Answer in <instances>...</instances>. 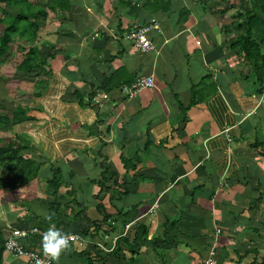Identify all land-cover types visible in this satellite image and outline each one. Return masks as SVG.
<instances>
[{
  "label": "crops",
  "instance_id": "0c3cea01",
  "mask_svg": "<svg viewBox=\"0 0 264 264\" xmlns=\"http://www.w3.org/2000/svg\"><path fill=\"white\" fill-rule=\"evenodd\" d=\"M68 1L37 33L51 80L34 99L41 109L29 122L33 148L44 151L46 130H55L54 147L72 141L74 153L60 159L36 156L59 164L65 198L88 215L93 205L74 192L93 194L97 186L83 184L111 176L113 199L100 201L108 213L131 209L133 220L124 227L110 221L109 233L104 223L93 235L64 230L77 238L55 262L98 260L93 246L105 256L140 224L147 241L133 251L136 264H264V0ZM151 20L154 50L122 38L124 28ZM247 34L255 44L250 58L238 42ZM141 76L151 77L150 87L133 96L121 91ZM135 156L125 169L120 157ZM21 216L11 228L26 227ZM9 229L3 226L5 236ZM25 245L43 252L41 239ZM2 256L3 264H27ZM129 257L121 245L104 264Z\"/></svg>",
  "mask_w": 264,
  "mask_h": 264
},
{
  "label": "trees",
  "instance_id": "16d2710c",
  "mask_svg": "<svg viewBox=\"0 0 264 264\" xmlns=\"http://www.w3.org/2000/svg\"><path fill=\"white\" fill-rule=\"evenodd\" d=\"M64 1H66L64 3ZM158 1V0H157ZM68 0H42L40 4L38 1L32 3L29 0H0V24L2 30L0 32V63L5 62L8 59V48L12 45L15 38L14 35L18 36L27 44L23 45V55L21 59L15 64L14 69L22 74H33L35 72L36 65L38 68H42L43 60L38 62L37 53L38 49L34 45V38H37V33L42 26L44 19H47L50 13H54L57 9L63 8ZM166 10L169 6L167 1H164ZM16 8V13L11 14L8 12V8ZM67 7V6H66ZM66 9V8H65ZM250 35H244L238 39L239 46L244 54L250 58L252 52H254L255 44L249 39ZM36 59V60H35ZM44 70V67H43ZM45 73L49 75L50 70L45 69ZM35 75V74H33ZM38 80V79H37ZM41 82L45 78L39 79ZM35 96H39L40 92H35ZM193 102V101H191ZM40 111L38 108L30 109L28 107L16 104L11 111V114L5 115L0 114V130L10 131L12 130L13 123H27L36 119V113ZM3 139V137H1ZM30 148L33 146L30 144L29 139L23 138L22 136L16 135L9 140L0 143V170H4V175H0V191H9L16 188L19 185H26L33 182L35 179H43L46 184V190L50 193L51 199L47 201V206L42 211H32V214H24L19 218V221H23L26 224L30 220H37L36 223L31 224L40 227L41 229L49 228L51 225L60 228L62 231L70 229L74 230L82 235H93L101 229V224L104 223L108 228L107 233L113 232V225L110 221L120 222V225H124L131 222V209L121 210L116 209L114 213H108L106 206L100 200L105 196L109 199V203L112 201V190L115 184L108 182L111 180V176L102 178L101 180L88 179L90 186L94 184L96 192L91 194L92 204L95 213L101 217L91 219L89 215H86V206L80 210L74 212L73 205L70 204L65 191H61L62 187L68 186V181L63 177L61 168L53 163H46L43 159L33 157L30 153ZM121 162L125 169H133L135 163L139 161V157H134V162L126 160L120 157ZM43 212L41 218L37 213ZM25 227V226H24ZM46 230V229H45ZM105 233V231H104ZM3 226L0 225V264H3V251L4 249V235ZM146 227L144 225H135L133 231L121 235L117 240L112 250L108 251L105 256L99 253L100 248L95 245L93 246V252L99 256L98 260H94L91 257L86 258V264H104L105 257L107 255H115L120 249L121 245L126 246L131 257L125 259L124 264H136L133 258V254L137 246L143 241H147L146 238ZM38 239H42L37 234H31L29 237L22 240V244L25 247L26 240H30L33 243L37 242ZM88 253V251H86ZM84 252V253H86ZM90 255V254H89Z\"/></svg>",
  "mask_w": 264,
  "mask_h": 264
},
{
  "label": "rangeland",
  "instance_id": "374dc122",
  "mask_svg": "<svg viewBox=\"0 0 264 264\" xmlns=\"http://www.w3.org/2000/svg\"><path fill=\"white\" fill-rule=\"evenodd\" d=\"M30 2L36 3L38 1V4L42 2V0H29ZM16 8H8V12L11 14L16 13ZM2 30V25L0 24V32ZM14 42L12 45L8 48V59L5 62L0 63V114L10 115L12 108L16 104H20L22 106L28 107L32 109L31 107L41 109V105L37 107L34 103L37 98L34 94L35 92H40V95L45 94V91L47 89L48 81L51 80V76L47 75L45 73V69L43 70V67L40 69L37 67L34 69L35 72L33 74H22L14 69L15 64L21 59L23 55V48L22 46L27 44L26 41L21 39L16 35H14ZM34 45L38 49V53L36 54L38 62L43 59V54L41 52L46 51L45 47H42L43 43L41 40H38V38H34ZM39 47H42V51L39 50ZM36 60V59H35ZM49 77V78H48ZM45 78L44 81L47 82H41L39 79ZM38 79V80H37ZM39 95V96H40ZM34 100V102H33ZM44 104V103H42ZM35 106V107H34ZM38 112V111H37ZM34 114V113H33ZM45 115V114H44ZM48 116V115H47ZM45 115V117H47ZM57 116V115H52ZM43 124V122H42ZM42 126V125H41ZM33 124L27 122V123H13L12 130L5 131L0 130V143H3L6 140H9L10 138H13V136L19 135L23 138H27L30 141V144L32 146H37V144L34 141V137L32 136L33 133ZM35 127V126H34ZM44 128H42L43 130ZM55 130H46L47 132V138L43 141L42 145H44V151L41 150L39 147V151L35 148H30V151L32 152V155L34 157L39 155H46V159H60L61 154L68 155L69 153H74L73 150H71V142H64L60 143L59 146H52V137L50 138V135ZM63 134L65 133V130L62 131ZM3 137V139L1 138ZM46 137V136H45ZM33 143V144H32ZM39 143V142H38ZM80 144L77 148L78 150H83V147ZM75 150V146L72 148ZM36 151V152H35ZM61 163V161H58ZM59 165V164H58ZM63 166V164L61 165ZM0 175H4V170H0ZM82 182L86 181L87 178H82ZM94 178H90L92 180ZM84 186H90L89 183L85 182L83 184ZM63 190V188H61ZM76 194L75 196L79 198L80 201H87L88 203L92 202V196L90 193H87L82 190H77L74 192ZM51 199L50 193L46 190V184L43 179H38L36 185L31 182L30 184H22L17 186L16 188L12 190L7 191H0V225L11 228L12 226V220H15V218H18L20 215L24 214H32V211L36 209L43 210L47 206V201ZM91 200V201H90ZM74 212L77 211V207L73 204ZM17 213H19L17 215ZM88 215H90L91 218H94L97 214L92 209H89L87 211ZM18 216V217H17ZM8 225V226H7ZM147 236V234L145 235Z\"/></svg>",
  "mask_w": 264,
  "mask_h": 264
},
{
  "label": "built area",
  "instance_id": "2783aa9c",
  "mask_svg": "<svg viewBox=\"0 0 264 264\" xmlns=\"http://www.w3.org/2000/svg\"><path fill=\"white\" fill-rule=\"evenodd\" d=\"M156 25V22L151 20L150 22L141 25L129 26L122 30L121 36L142 52L152 51L154 50L155 45L150 39L148 32L155 28ZM96 35L97 33H94V36ZM151 84V77L141 76L130 85L122 86L121 91L126 93L128 96H133L141 89L150 87ZM260 96L264 99V82H262V91ZM153 207H155V204ZM46 230L35 225L23 228H10L5 236L4 251L11 253L15 257L23 258L27 264H57L55 261L46 257L43 252L25 247L21 242L31 234H37L42 237V233ZM69 235L73 237L71 242L77 238V235L75 234ZM211 261V257L207 259V263Z\"/></svg>",
  "mask_w": 264,
  "mask_h": 264
},
{
  "label": "clouds",
  "instance_id": "9594fccd",
  "mask_svg": "<svg viewBox=\"0 0 264 264\" xmlns=\"http://www.w3.org/2000/svg\"><path fill=\"white\" fill-rule=\"evenodd\" d=\"M73 237L56 228L50 226L42 233L41 246L43 253L52 261H59L61 254L68 250Z\"/></svg>",
  "mask_w": 264,
  "mask_h": 264
}]
</instances>
